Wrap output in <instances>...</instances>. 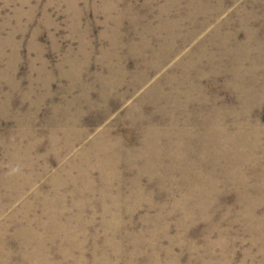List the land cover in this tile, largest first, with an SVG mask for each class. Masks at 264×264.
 Instances as JSON below:
<instances>
[{
  "label": "rangeland",
  "instance_id": "1",
  "mask_svg": "<svg viewBox=\"0 0 264 264\" xmlns=\"http://www.w3.org/2000/svg\"><path fill=\"white\" fill-rule=\"evenodd\" d=\"M0 264H264V0H0Z\"/></svg>",
  "mask_w": 264,
  "mask_h": 264
}]
</instances>
